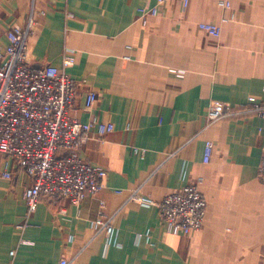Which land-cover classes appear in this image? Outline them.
<instances>
[{"label":"crops","instance_id":"0c3cea01","mask_svg":"<svg viewBox=\"0 0 264 264\" xmlns=\"http://www.w3.org/2000/svg\"><path fill=\"white\" fill-rule=\"evenodd\" d=\"M219 1L191 0L184 9L168 0L146 21L138 9L156 0L36 1L33 62L81 82L80 121H111L115 130L100 137L93 129L79 150L107 170L105 188L80 205L42 196L28 215L32 179L0 156V264H59L63 257L72 264H264V119L248 113L207 123L216 102L264 101V0H228L229 10ZM31 10L32 0H0L1 47ZM203 22L220 24L221 36L201 30ZM66 49L75 63L63 68ZM170 68L187 73L177 79ZM90 89L98 99L88 111ZM207 140L214 143L209 163ZM195 182L208 206L202 230L188 235L172 233L157 206L130 199L139 190L161 201ZM97 218L112 219L113 237L94 232Z\"/></svg>","mask_w":264,"mask_h":264},{"label":"built area","instance_id":"2783aa9c","mask_svg":"<svg viewBox=\"0 0 264 264\" xmlns=\"http://www.w3.org/2000/svg\"><path fill=\"white\" fill-rule=\"evenodd\" d=\"M36 1L32 0L27 23L8 29L9 44L4 48L0 46V156L13 159L32 179L24 195L28 215L37 209L42 196L80 205L87 194L104 189L106 168L91 164L80 156L79 150L93 129L100 137L115 130L111 121H99L95 117L89 122L80 121L75 112L81 82L55 65L33 62L29 49L37 25ZM167 1L156 0L153 6L139 7V17L146 21L148 17L158 16ZM179 1L184 9L189 8L191 0ZM218 4L225 10L231 8L228 0H220ZM229 19L225 16L222 22ZM199 27L216 38L222 34V26L218 23L203 22ZM62 62L63 68L74 65L72 49L65 50ZM169 71L177 79H183L187 73L180 68ZM97 99L98 93L90 89L85 109L92 110ZM248 113L264 119V101L251 96L237 107L228 102H216L209 110L207 123ZM260 130L264 132L263 128ZM213 151L214 143L207 140L205 163L210 162ZM261 151L258 177L264 183V139ZM4 175L11 178L12 172L6 171ZM130 199L157 206L161 219L172 233L188 235L202 230L205 225L208 201L196 182L168 194L161 201L142 195L139 190L132 192ZM91 228L95 233L105 231L110 238L115 232L112 219H94ZM59 264H72V259L63 257Z\"/></svg>","mask_w":264,"mask_h":264}]
</instances>
